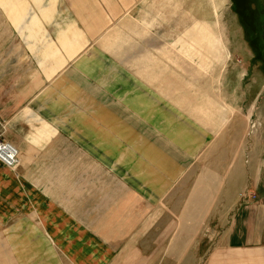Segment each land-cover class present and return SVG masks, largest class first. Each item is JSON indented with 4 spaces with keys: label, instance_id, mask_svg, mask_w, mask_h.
Masks as SVG:
<instances>
[{
    "label": "crops",
    "instance_id": "crops-1",
    "mask_svg": "<svg viewBox=\"0 0 264 264\" xmlns=\"http://www.w3.org/2000/svg\"><path fill=\"white\" fill-rule=\"evenodd\" d=\"M171 4L0 0V119L19 154L0 163V264H264V165L253 206L227 183L245 168L189 176L235 118L229 54L187 35L181 0L173 27Z\"/></svg>",
    "mask_w": 264,
    "mask_h": 264
},
{
    "label": "rangeland",
    "instance_id": "rangeland-1",
    "mask_svg": "<svg viewBox=\"0 0 264 264\" xmlns=\"http://www.w3.org/2000/svg\"><path fill=\"white\" fill-rule=\"evenodd\" d=\"M178 2L172 0L171 4L173 27L179 19ZM181 6L182 19L187 17L189 26L187 35L214 33L220 39L218 49L229 54L227 61L221 60L216 68L221 71V79L226 75L228 100L233 105L229 112L235 117L229 133L221 134L220 141L196 160L193 167L198 171L193 168L189 176L201 179L203 167L212 171L226 164L239 171V167L245 168V174L240 172L243 178L239 172L232 173L227 183L234 189L238 186L236 197L240 203L251 201L253 206L259 202V170L264 165V0H181ZM209 174L205 173L204 178H210ZM253 248L259 249L260 245L253 244Z\"/></svg>",
    "mask_w": 264,
    "mask_h": 264
},
{
    "label": "built area",
    "instance_id": "built-area-1",
    "mask_svg": "<svg viewBox=\"0 0 264 264\" xmlns=\"http://www.w3.org/2000/svg\"><path fill=\"white\" fill-rule=\"evenodd\" d=\"M6 124L0 119V163L9 168L15 169L17 167L18 150L9 142L5 141ZM6 158V161H4Z\"/></svg>",
    "mask_w": 264,
    "mask_h": 264
},
{
    "label": "bare ground",
    "instance_id": "bare-ground-1",
    "mask_svg": "<svg viewBox=\"0 0 264 264\" xmlns=\"http://www.w3.org/2000/svg\"><path fill=\"white\" fill-rule=\"evenodd\" d=\"M4 161H6V158H4ZM16 161H17V164H19V154L17 155Z\"/></svg>",
    "mask_w": 264,
    "mask_h": 264
}]
</instances>
